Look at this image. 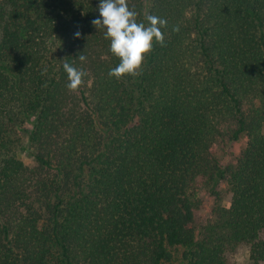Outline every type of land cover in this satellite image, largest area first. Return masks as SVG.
Wrapping results in <instances>:
<instances>
[{
	"label": "trees",
	"instance_id": "obj_1",
	"mask_svg": "<svg viewBox=\"0 0 264 264\" xmlns=\"http://www.w3.org/2000/svg\"><path fill=\"white\" fill-rule=\"evenodd\" d=\"M126 3L167 25L117 79L98 0H0V264H264V0Z\"/></svg>",
	"mask_w": 264,
	"mask_h": 264
},
{
	"label": "clouds",
	"instance_id": "obj_2",
	"mask_svg": "<svg viewBox=\"0 0 264 264\" xmlns=\"http://www.w3.org/2000/svg\"><path fill=\"white\" fill-rule=\"evenodd\" d=\"M98 17L91 21L94 27L104 28V37L109 40V51L119 58V63L110 68L108 75L122 78L125 75L135 76L141 68L145 56L152 50L153 43L163 45L164 39L161 32L167 21L155 15H147L146 23L138 22L137 13L131 10L126 0H98ZM174 32L178 27H173ZM79 38L80 33H74ZM84 61L85 57L78 58ZM67 76L66 88L70 91L77 90L87 75L82 69L64 63Z\"/></svg>",
	"mask_w": 264,
	"mask_h": 264
},
{
	"label": "rangeland",
	"instance_id": "obj_3",
	"mask_svg": "<svg viewBox=\"0 0 264 264\" xmlns=\"http://www.w3.org/2000/svg\"><path fill=\"white\" fill-rule=\"evenodd\" d=\"M245 140H241L236 144H227L225 148L216 147L214 151L222 158L223 163L227 165L233 162L235 157L239 154L240 150L243 148ZM26 161H28L26 159ZM213 204V200L210 197H206L204 200L203 209L197 213L199 223H204L208 217V212ZM180 255V253H178ZM249 254L246 248H239L233 255L230 256L231 264H248Z\"/></svg>",
	"mask_w": 264,
	"mask_h": 264
}]
</instances>
